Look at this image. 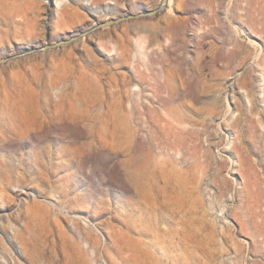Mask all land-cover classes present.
<instances>
[{
    "label": "rangeland",
    "instance_id": "obj_1",
    "mask_svg": "<svg viewBox=\"0 0 264 264\" xmlns=\"http://www.w3.org/2000/svg\"><path fill=\"white\" fill-rule=\"evenodd\" d=\"M160 1L0 0V59ZM0 264H264V0L0 66Z\"/></svg>",
    "mask_w": 264,
    "mask_h": 264
},
{
    "label": "water",
    "instance_id": "obj_2",
    "mask_svg": "<svg viewBox=\"0 0 264 264\" xmlns=\"http://www.w3.org/2000/svg\"><path fill=\"white\" fill-rule=\"evenodd\" d=\"M167 3H168V0H161L159 5L153 10L141 11V12L136 13V14H125L123 16H120V17H117L114 19H109V20H106L102 23L96 24L95 26H93V27H91V28H89L83 32H80L77 35L70 36L67 39L59 40L57 42L45 44V45H42L39 47H32L29 49H25V50L20 51V52L14 54L12 56L1 58L0 59V66L5 65V64L12 62V61H16L18 59L27 58V57L34 56V55H40V54H43V53L48 52V51H56L63 46H68V45H71L73 43H76L79 40H81L85 37H88V36L96 33L97 31H99L101 29L111 28V27L120 25V24L125 23V22L136 21V20H140V19L153 18L156 15H158L160 12H162L163 10L166 9Z\"/></svg>",
    "mask_w": 264,
    "mask_h": 264
},
{
    "label": "bare ground",
    "instance_id": "obj_3",
    "mask_svg": "<svg viewBox=\"0 0 264 264\" xmlns=\"http://www.w3.org/2000/svg\"><path fill=\"white\" fill-rule=\"evenodd\" d=\"M169 3H170V0H168L167 6H166V10L168 9Z\"/></svg>",
    "mask_w": 264,
    "mask_h": 264
}]
</instances>
